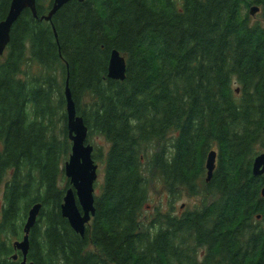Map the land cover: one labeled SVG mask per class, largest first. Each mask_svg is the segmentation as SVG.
<instances>
[{"label": "trees", "instance_id": "obj_1", "mask_svg": "<svg viewBox=\"0 0 264 264\" xmlns=\"http://www.w3.org/2000/svg\"><path fill=\"white\" fill-rule=\"evenodd\" d=\"M52 3L22 11L0 56V264L20 263L12 242L37 203L33 264H264V0H69L40 20ZM113 50L123 81L107 77ZM66 84L86 143L108 144L93 147L103 179L83 237L60 211ZM154 182L167 210L143 220ZM183 194L200 203L177 215Z\"/></svg>", "mask_w": 264, "mask_h": 264}, {"label": "water", "instance_id": "obj_2", "mask_svg": "<svg viewBox=\"0 0 264 264\" xmlns=\"http://www.w3.org/2000/svg\"><path fill=\"white\" fill-rule=\"evenodd\" d=\"M82 2L83 0H78ZM69 0H53L51 10L40 20L50 22L56 12L61 9ZM30 9L33 16H36L35 0H11L9 11L6 18L0 22V56L3 55L9 40L10 30L24 9ZM259 8L253 6L250 8V16L258 13ZM126 72V62L118 51L113 50L110 53L107 77L110 80L123 81ZM66 116L68 138L71 142V152L68 160L64 163V176L68 180L70 187L65 191L60 207L61 216L67 220L71 229L79 236L83 237L85 227L94 216V184L97 180L98 166L95 164L92 154L93 146L87 144V127L81 117L76 115L71 93L65 87ZM264 128V127H263ZM216 152L211 150L205 159L206 178L209 182L216 163ZM252 173L254 176L264 174V153L257 155L252 163ZM264 197V188L262 189ZM41 204H34L27 213L23 224V237L13 243V249L21 254L20 264H33L27 260L29 252V234L37 223ZM17 254L12 259L16 261Z\"/></svg>", "mask_w": 264, "mask_h": 264}, {"label": "rangeland", "instance_id": "obj_3", "mask_svg": "<svg viewBox=\"0 0 264 264\" xmlns=\"http://www.w3.org/2000/svg\"><path fill=\"white\" fill-rule=\"evenodd\" d=\"M259 13H256L252 16V22L259 20ZM91 145L93 147L99 148L102 155H105L108 144L106 143L103 137L93 136L91 138ZM98 166L97 169V180L95 182L94 187V195L99 193L100 185L102 184L103 179V165L99 162L96 163ZM64 186V183H61ZM167 203H168V196L166 191L162 188V186L156 182L149 186V200L145 206L144 213H143V220H146L150 217L153 213L154 208L159 207L161 211L167 210ZM199 197H191L186 194H183L180 200L174 203V212L179 215L185 210H191L195 206H199ZM1 206V201H0ZM18 241V240H14ZM12 242V244L14 243Z\"/></svg>", "mask_w": 264, "mask_h": 264}, {"label": "flooded vegetation", "instance_id": "obj_4", "mask_svg": "<svg viewBox=\"0 0 264 264\" xmlns=\"http://www.w3.org/2000/svg\"><path fill=\"white\" fill-rule=\"evenodd\" d=\"M15 253H16L17 256H18L17 261H18V262H21V254H20V252L15 251ZM19 264H20V263H19Z\"/></svg>", "mask_w": 264, "mask_h": 264}]
</instances>
